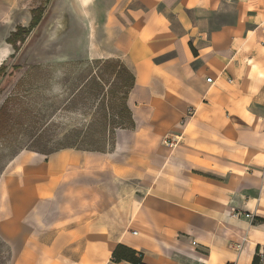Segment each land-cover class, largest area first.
I'll return each mask as SVG.
<instances>
[{"label":"crops","instance_id":"crops-1","mask_svg":"<svg viewBox=\"0 0 264 264\" xmlns=\"http://www.w3.org/2000/svg\"><path fill=\"white\" fill-rule=\"evenodd\" d=\"M116 40L135 127L22 156L14 264H264V0H126Z\"/></svg>","mask_w":264,"mask_h":264},{"label":"rangeland","instance_id":"rangeland-1","mask_svg":"<svg viewBox=\"0 0 264 264\" xmlns=\"http://www.w3.org/2000/svg\"><path fill=\"white\" fill-rule=\"evenodd\" d=\"M35 18L39 23L29 34L10 41ZM125 22L126 0H0V69L6 68L0 70V264H14L10 228L25 219L13 207L27 191L18 180L23 157L68 146L110 151L126 130L108 125L120 120L123 104L112 95L113 78L105 77L100 95L91 80L99 60L126 65V58L109 57ZM131 92L126 90V128ZM99 111L107 123L97 120L84 139ZM80 130L85 133L78 136Z\"/></svg>","mask_w":264,"mask_h":264},{"label":"trees","instance_id":"trees-1","mask_svg":"<svg viewBox=\"0 0 264 264\" xmlns=\"http://www.w3.org/2000/svg\"><path fill=\"white\" fill-rule=\"evenodd\" d=\"M38 11L41 13L42 9L40 8ZM38 23H39V18H35L34 21L32 22V24L30 25V27L27 28V27H21L20 26L18 28L17 32L12 34V40H10V41L12 42L13 40L21 39L24 35L29 34L31 29L34 28ZM95 64L98 66L97 67L98 70L91 77V80H92V83L94 85V89L96 90L97 94L98 95L101 94L102 86H103V84H105V81H106L105 77L113 78L112 79L113 89L111 91L112 95L115 96L117 101L120 99H122V101H123L122 110H121V112H119L120 115L118 116V119H120V120L119 121H116V120L111 121L110 120L111 122L108 123V125L112 126L113 128H120L121 127V129H133L135 127V122H134V119L132 117V112L130 109H128V112H127V114H128V116H127L128 128H126V90L133 89V87L135 85L134 74L126 65H124L119 60H105V61L99 60ZM0 70L2 72H5V70H6L5 66L2 67ZM3 74H5V73H3ZM99 110L100 111L102 110V112H104L105 108H103V106H102V107H100ZM102 112H100L101 117H95L94 116V120L92 121V123H90L88 125L86 135H83L85 132L83 133V130H80L78 133V136L83 135L84 139L90 138L89 134L92 130V127L95 126V122H97V120H99L100 118L105 120V122L107 123L106 115H104L105 112H104V114ZM124 113H125V115H124ZM88 131H89V133H88ZM74 148L75 147H71V146L62 147L61 149H59L57 151H60L63 149H74ZM75 149H77V148H75ZM77 150H80V149H77ZM57 151L51 152L48 155L55 153ZM88 151H98V150H88ZM113 258L116 262L127 261V262L132 263V264H144L141 254H138L137 252H135L129 248H126L124 246H118L117 247V249L115 250V252L113 254ZM260 262H261V257L255 256L252 264H260Z\"/></svg>","mask_w":264,"mask_h":264},{"label":"built area","instance_id":"built-area-1","mask_svg":"<svg viewBox=\"0 0 264 264\" xmlns=\"http://www.w3.org/2000/svg\"><path fill=\"white\" fill-rule=\"evenodd\" d=\"M207 81H208L209 83H212L213 79H212V78H209ZM188 115L192 116V111H191ZM184 124H185V121H182V122H181V125H184ZM179 138H180V137L177 136V137H175L174 140H170V145H171V146L176 145L177 142L179 141ZM246 217L251 219V215H249V214H247ZM196 244H197V242H193V245H194V246H196ZM193 264H208V263H207L206 261H204V260H197V261H196L195 263H193Z\"/></svg>","mask_w":264,"mask_h":264},{"label":"bare ground","instance_id":"bare-ground-1","mask_svg":"<svg viewBox=\"0 0 264 264\" xmlns=\"http://www.w3.org/2000/svg\"><path fill=\"white\" fill-rule=\"evenodd\" d=\"M88 36H89V35H88ZM91 57H92V58H96L97 56H93V55H92Z\"/></svg>","mask_w":264,"mask_h":264}]
</instances>
